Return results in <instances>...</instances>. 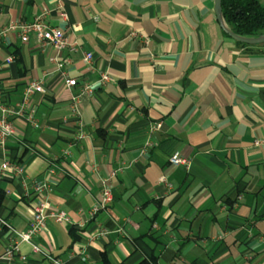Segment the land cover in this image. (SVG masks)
<instances>
[{"label":"crops","instance_id":"1","mask_svg":"<svg viewBox=\"0 0 264 264\" xmlns=\"http://www.w3.org/2000/svg\"><path fill=\"white\" fill-rule=\"evenodd\" d=\"M42 15L77 50L2 37L1 102L33 81L45 90L31 101L40 127L16 119L0 147V164L23 165L28 182L0 181L2 219L27 231L45 181L48 212L68 221L49 220L35 242L67 264H264V44L226 34L215 0H0V33ZM106 181L113 204L96 212ZM0 264L50 263L0 227Z\"/></svg>","mask_w":264,"mask_h":264},{"label":"built area","instance_id":"2","mask_svg":"<svg viewBox=\"0 0 264 264\" xmlns=\"http://www.w3.org/2000/svg\"><path fill=\"white\" fill-rule=\"evenodd\" d=\"M15 31L19 33L23 43L30 41L31 37L34 36L36 40L40 43L42 47L51 46L53 47L58 54L66 50L76 51V45H70L69 40L62 30L51 27L45 20V15L38 17L33 23H16L11 25L9 28L5 29L0 33V45L2 37H4L8 32ZM86 62H91L93 60L92 53L85 54ZM14 62L13 57H9L7 60L8 64ZM51 62L57 64V67L60 71H63L65 68V63L59 60V57L51 59ZM62 74L65 76V83L68 89L76 87L78 84L77 79H71L63 71ZM110 77L107 74L102 75V82L110 81ZM1 86V83H0ZM44 87L41 83L33 81L31 82L23 95V98L20 102L10 105L3 104L1 102L0 95V147H3L7 140L14 137L16 134L15 129V120L23 119L25 122L34 129H38L39 123L36 120V108L31 106V101L34 95L37 93H44ZM92 92L91 86H85L82 88L80 95L73 98V112L78 117L80 115L79 105L80 98L84 94ZM162 127V123H157L153 125L152 131H159ZM148 146H151L150 144ZM68 154V152H66ZM169 162L175 167H181L189 171L192 167V162L179 154H174L169 158ZM25 168L21 164H15L8 160L3 161L0 164V181L1 180H12L15 178L21 179L23 181V186L26 187L28 182L24 178ZM160 181L164 184H167L168 187L171 185L168 183L165 177H162ZM49 185L45 181L36 182L34 186V191L38 195L36 204L32 209V219L29 224V228L25 232H18L14 229L12 224L6 222L0 216V227H7L17 238L19 243H26L31 247V250L42 256L44 259L49 261L50 264H67L60 258L53 257L43 251L38 244L35 242V239L41 236L48 227V221L54 220L56 223H63L68 221V217L64 212H48V202L45 199L47 193L49 192ZM113 204V193L110 185L106 181L103 185L101 203L97 211L105 210ZM19 252V245L17 242L7 248L6 252L3 255L5 259H13L15 255ZM22 262H26V257L21 256Z\"/></svg>","mask_w":264,"mask_h":264},{"label":"trees","instance_id":"3","mask_svg":"<svg viewBox=\"0 0 264 264\" xmlns=\"http://www.w3.org/2000/svg\"><path fill=\"white\" fill-rule=\"evenodd\" d=\"M222 12L225 22L237 36L258 38L264 34V7L259 0H222ZM5 200L6 194L0 189V209Z\"/></svg>","mask_w":264,"mask_h":264},{"label":"water","instance_id":"4","mask_svg":"<svg viewBox=\"0 0 264 264\" xmlns=\"http://www.w3.org/2000/svg\"><path fill=\"white\" fill-rule=\"evenodd\" d=\"M215 11H216L217 19L219 23L222 25L225 33L228 34L232 39H234L237 42L247 44V45L264 44V34L258 38H244V37L237 36L231 31V29L226 28V26L224 25V18H223V12H222V0H215Z\"/></svg>","mask_w":264,"mask_h":264}]
</instances>
